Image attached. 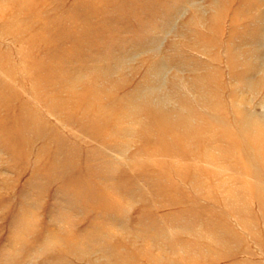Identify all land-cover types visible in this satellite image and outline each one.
<instances>
[{
	"label": "rangeland",
	"instance_id": "obj_1",
	"mask_svg": "<svg viewBox=\"0 0 264 264\" xmlns=\"http://www.w3.org/2000/svg\"><path fill=\"white\" fill-rule=\"evenodd\" d=\"M0 264H264V0H0Z\"/></svg>",
	"mask_w": 264,
	"mask_h": 264
}]
</instances>
